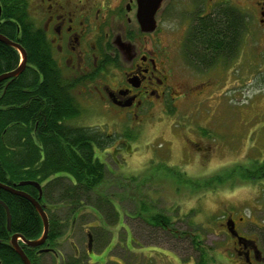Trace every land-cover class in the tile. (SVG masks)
<instances>
[{"label":"rangeland","instance_id":"1","mask_svg":"<svg viewBox=\"0 0 264 264\" xmlns=\"http://www.w3.org/2000/svg\"><path fill=\"white\" fill-rule=\"evenodd\" d=\"M224 1L166 0L156 16V31L138 34L140 43L169 48L168 69L180 93L177 98H155L150 111L137 118L105 104L100 88L109 79L103 75L73 89L83 109L73 122L115 135L105 151L96 150L109 170L93 193L98 211L89 207L95 212L90 218L106 234L94 229L91 263L85 264H197L202 253L206 264H243L227 221L235 218L242 235H263L264 229L257 230L250 220L264 223V181L239 174V167L256 171L257 162L264 160V33L255 30L254 0H227L253 15L229 66L200 72L184 65L179 51L190 18ZM64 74L72 75L66 70ZM233 170V176L214 180L217 173ZM196 179L208 180L207 186L199 188ZM98 195L119 211L117 224L107 225L108 207L98 203ZM63 209L58 211L61 216ZM160 213L170 218L169 229L150 223ZM78 228L71 240L88 249L85 231ZM67 240L60 247L65 255L73 252Z\"/></svg>","mask_w":264,"mask_h":264},{"label":"trees","instance_id":"2","mask_svg":"<svg viewBox=\"0 0 264 264\" xmlns=\"http://www.w3.org/2000/svg\"><path fill=\"white\" fill-rule=\"evenodd\" d=\"M29 6L28 0H0V33L19 42L27 54L26 66L20 74L0 80V182L37 198L48 215L49 230L43 244L30 246L20 240L32 264L91 263L90 250L97 237L94 229L103 231L102 234L106 232L90 218L95 212L89 207L98 211L92 203L93 193L104 182L109 170L106 162L97 157L96 150L105 151L115 135L73 122L83 111L73 94L78 83L70 81L58 65ZM247 29L248 18L241 8L222 2L196 19L189 38L195 56L211 65L215 57L218 61L236 58ZM20 63V51L0 40V75ZM206 65L200 67L193 62L198 70ZM201 131L207 132L204 128ZM257 163L256 171L248 166L239 167L241 178L254 175L264 181V160ZM235 172L217 173L220 175L214 180H225ZM26 180L39 182L41 193L35 184H21ZM196 180H200L196 184L198 187L208 184V180ZM0 199L9 206L11 213V230H8L7 213L0 204V264H24L11 244V235L21 233L27 239L41 237L44 232L42 217L25 196L0 187ZM100 200L108 207L107 225L117 224V208L109 199L98 195L99 204ZM62 207H65L64 216L58 213ZM83 217L87 220L84 219L78 228ZM152 220L150 223L154 226L170 228V218L162 213ZM77 228L85 231L88 249L71 240ZM68 231L69 239L64 237L61 241ZM67 239L73 252L65 255L60 247ZM197 264H206L203 253Z\"/></svg>","mask_w":264,"mask_h":264},{"label":"flooded vegetation","instance_id":"3","mask_svg":"<svg viewBox=\"0 0 264 264\" xmlns=\"http://www.w3.org/2000/svg\"><path fill=\"white\" fill-rule=\"evenodd\" d=\"M28 2L30 14L36 17L37 22L34 21L42 28L58 65L72 74L70 81L86 85L102 75L109 79L100 88L105 104L140 118L143 112L150 111L155 98L165 100L170 95L172 98L179 96V90L171 83L169 75V48L164 45L156 49L151 41H138L139 33L151 35L156 31V28L152 31L142 30L138 20V0H34L37 2L34 12L31 10L33 0ZM229 3L240 7L239 3ZM251 5L254 8L255 30L264 33V0H254ZM241 10L248 18L247 30H250L253 15ZM209 12H198L190 18L179 43L184 65L193 68V62L200 67L207 64L204 70H198L200 72L218 65L229 66L233 60L226 58L218 61L215 57L214 62L208 65V62L195 56L189 31L198 17ZM135 23L137 28L134 27ZM133 128L139 129V125ZM112 141L114 139L110 143ZM231 219L234 220L235 230L242 236L239 239L233 235L235 249L243 258V264H264V231L258 237L242 235L236 219ZM250 221L257 230L264 229V223ZM226 227L228 229V225Z\"/></svg>","mask_w":264,"mask_h":264},{"label":"water","instance_id":"4","mask_svg":"<svg viewBox=\"0 0 264 264\" xmlns=\"http://www.w3.org/2000/svg\"><path fill=\"white\" fill-rule=\"evenodd\" d=\"M163 2H164V0H138V20H139V23L141 25L142 30L152 31L156 28L157 20H156L155 16H156L158 9L160 8V6L162 5ZM0 40L7 43V44L13 45L21 53V63L15 69L8 71V72H5V73H2L0 75V80H3L6 78H9V77L17 76L18 74H20L24 70V68L26 66V62H27V54H26L24 47H22V45L19 42L15 41L13 39H10L9 37H7L1 33H0ZM25 183L35 184L39 188L40 193H41V191H42L41 190V184L39 182L27 181V180L21 182V184H25ZM0 187L28 198L34 204V206L36 207V209L38 210V212L40 213V215L42 217L43 224H44V232H43V235L41 237H39L37 239H27L21 233H13L11 235V244L13 245V247L15 248L17 253L21 256L24 264H32L30 258L27 256L24 249L22 248V246L20 244V240H22L23 242L27 243L30 246H39V245L43 244L45 239L47 238V234H48V230H49L48 215H47L44 207L39 202V200L37 198L33 197L32 195H30L28 192L20 190L13 185H8V184L2 183V182H0ZM0 204L3 205L5 210H6L7 226H8V230H11L10 208L2 199H0ZM227 225H228V229L232 235L237 236L239 239L242 238V236H240L238 234V232L235 230V226H234L235 224H234L233 219L228 220Z\"/></svg>","mask_w":264,"mask_h":264}]
</instances>
